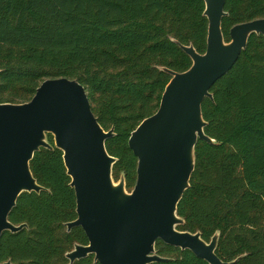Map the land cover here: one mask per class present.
Instances as JSON below:
<instances>
[{
	"label": "trees",
	"instance_id": "1",
	"mask_svg": "<svg viewBox=\"0 0 264 264\" xmlns=\"http://www.w3.org/2000/svg\"><path fill=\"white\" fill-rule=\"evenodd\" d=\"M222 31L264 17V0H225ZM203 0H0V102H25L48 78L68 77L87 90L100 125L114 135L106 142L117 158L129 190L137 158L128 146L131 131L158 108L170 75L184 71L189 56L172 41L206 49ZM202 102L205 133L198 140L195 167L177 206L179 230L199 231L205 241L219 231L217 255L235 264H264V37L252 34L231 69ZM48 140L53 143L52 135ZM37 183L48 190L23 192L9 213L0 262L70 264L65 253L87 244L76 218V198L62 152L40 148L30 161ZM157 254L170 258L152 264H208L189 250L157 240ZM72 264H100L93 255Z\"/></svg>",
	"mask_w": 264,
	"mask_h": 264
},
{
	"label": "water",
	"instance_id": "2",
	"mask_svg": "<svg viewBox=\"0 0 264 264\" xmlns=\"http://www.w3.org/2000/svg\"><path fill=\"white\" fill-rule=\"evenodd\" d=\"M203 2L208 22L205 51L172 39L189 56L191 65L184 71L159 67L171 77L158 108L129 135L128 146L137 158L130 191L123 174L117 181L112 175L117 158L108 153L105 142L114 135L113 127L105 130L100 125L79 81L48 78L28 101L0 102V238L5 231L13 233L27 226L8 219L19 196L48 190L31 172L34 153L57 148L76 198L77 216L66 223L67 231L80 226L88 240L75 243L65 253L70 264L89 255L100 264L165 262L170 258L157 254V240L189 250L208 264H235L242 257L225 261L217 255L219 231L205 241L199 231L177 229L184 223L177 206L190 185L195 146L198 140L216 143L205 133L202 102L213 99L212 85L231 69L249 37H264L262 17L233 25L226 41L221 26L227 15L225 0Z\"/></svg>",
	"mask_w": 264,
	"mask_h": 264
},
{
	"label": "flooded vegetation",
	"instance_id": "3",
	"mask_svg": "<svg viewBox=\"0 0 264 264\" xmlns=\"http://www.w3.org/2000/svg\"><path fill=\"white\" fill-rule=\"evenodd\" d=\"M135 183V182H134ZM134 186V185H133ZM133 186L129 189V191L133 188Z\"/></svg>",
	"mask_w": 264,
	"mask_h": 264
}]
</instances>
